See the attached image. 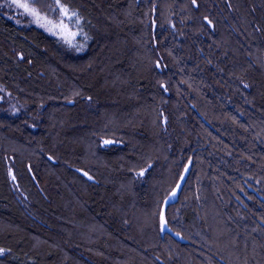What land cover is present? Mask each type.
I'll use <instances>...</instances> for the list:
<instances>
[{"label":"trees","instance_id":"16d2710c","mask_svg":"<svg viewBox=\"0 0 264 264\" xmlns=\"http://www.w3.org/2000/svg\"><path fill=\"white\" fill-rule=\"evenodd\" d=\"M61 2L0 0V264H264V0Z\"/></svg>","mask_w":264,"mask_h":264},{"label":"snow or ice","instance_id":"6c2138e0","mask_svg":"<svg viewBox=\"0 0 264 264\" xmlns=\"http://www.w3.org/2000/svg\"><path fill=\"white\" fill-rule=\"evenodd\" d=\"M54 3L56 4L57 8L53 10L54 11L59 10V12L61 13L62 19L59 23L49 20V18L46 15L42 14L38 8L33 7V5L28 2V0H11V5H14L17 8H22L26 14L31 15L35 19L36 23H40L41 20L43 19L46 22L44 26L51 25V27H49L50 31H58V34L75 37L80 32L79 29L80 17L78 11L71 10V8L63 4L61 0H54ZM193 3H195V0H193ZM63 18H68L69 20L75 18V21L78 25L77 31L75 32L71 31L68 25H65L63 23ZM205 19L207 20L208 24H212V21L209 20L207 17H205ZM157 67L158 68L160 67L159 62H157ZM162 87H166V85H162ZM105 143L109 144L112 143V141L106 140ZM144 171H145L144 169H141L139 175H144ZM85 175H87V173H85ZM13 179H15L14 176ZM177 187H179V185ZM172 195L175 196V192H173ZM161 221H162V225L166 224V218L164 217L163 214L161 215ZM3 252L4 249H0V253Z\"/></svg>","mask_w":264,"mask_h":264},{"label":"rangeland","instance_id":"374dc122","mask_svg":"<svg viewBox=\"0 0 264 264\" xmlns=\"http://www.w3.org/2000/svg\"><path fill=\"white\" fill-rule=\"evenodd\" d=\"M6 15H8V12H6ZM41 24H42V26H44V24L46 23L43 19L41 20V22H40ZM46 27H51V25H48V26H46ZM106 144V143H105ZM107 145V144H106ZM13 148H15V147H13ZM16 149V148H15ZM145 172V171H144ZM170 183V181H168L166 184H169ZM228 236H229V238H230V234H228ZM89 240H92V239H89ZM198 249L199 250H201V251H203L204 250V246H198ZM243 249V251H245L244 252V254L246 255V256H248V258H249V253L247 252V249L245 250L244 248H242ZM0 254H2V253H0ZM241 257H243L242 255H241ZM252 262L254 263V260L252 259Z\"/></svg>","mask_w":264,"mask_h":264},{"label":"bare ground","instance_id":"6f19581e","mask_svg":"<svg viewBox=\"0 0 264 264\" xmlns=\"http://www.w3.org/2000/svg\"><path fill=\"white\" fill-rule=\"evenodd\" d=\"M258 9H262V6H260L259 8H257V9H255L254 11L256 12V11H258ZM35 27H37V26H35ZM38 28V30H45V31H47V32H49V33H52V34H56V35H59L60 37H62V35L61 34H58V31H50L49 30V28H47V27H45V26H39V27H37ZM63 36H65V35H63ZM173 196V195H172Z\"/></svg>","mask_w":264,"mask_h":264},{"label":"water","instance_id":"95a60500","mask_svg":"<svg viewBox=\"0 0 264 264\" xmlns=\"http://www.w3.org/2000/svg\"><path fill=\"white\" fill-rule=\"evenodd\" d=\"M175 198V196H172V199H174Z\"/></svg>","mask_w":264,"mask_h":264}]
</instances>
